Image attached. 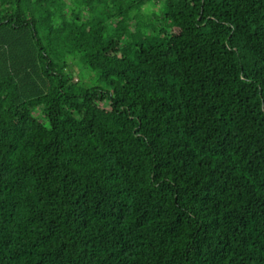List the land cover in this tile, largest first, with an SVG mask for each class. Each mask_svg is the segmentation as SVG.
<instances>
[{
  "label": "trees",
  "instance_id": "trees-1",
  "mask_svg": "<svg viewBox=\"0 0 264 264\" xmlns=\"http://www.w3.org/2000/svg\"><path fill=\"white\" fill-rule=\"evenodd\" d=\"M0 264H264V0H0Z\"/></svg>",
  "mask_w": 264,
  "mask_h": 264
},
{
  "label": "rangeland",
  "instance_id": "rangeland-1",
  "mask_svg": "<svg viewBox=\"0 0 264 264\" xmlns=\"http://www.w3.org/2000/svg\"><path fill=\"white\" fill-rule=\"evenodd\" d=\"M162 6L160 1H157L155 4L149 7V12H151L152 9H155L154 14L157 16L162 17V10H159V7ZM159 10V11H158ZM69 61L72 62L71 70L73 71V74L75 76V79L80 80V84L82 86H99V87H105L108 88L109 86L101 80L100 73L98 71H95L93 69H90L83 65L80 59H74L73 57L69 59Z\"/></svg>",
  "mask_w": 264,
  "mask_h": 264
}]
</instances>
